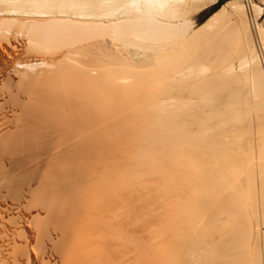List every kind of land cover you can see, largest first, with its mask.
<instances>
[{"label":"bare ground","instance_id":"6f19581e","mask_svg":"<svg viewBox=\"0 0 264 264\" xmlns=\"http://www.w3.org/2000/svg\"><path fill=\"white\" fill-rule=\"evenodd\" d=\"M218 1L0 0V264H264L263 93V99L261 95L251 98L260 102L258 113L255 111L261 120L255 122L254 117L251 118L255 112L250 108L253 113L248 110L250 116H245L244 111L245 117L235 110L243 118L233 120L237 113L233 114L232 109L229 118L235 121L234 127L231 130L227 125L231 132L227 128L228 135H218L221 145L212 138L226 130H217L216 135L209 133L212 137L209 136L212 139H208L212 142L209 143L203 139L208 134L206 128L203 138L199 134L202 127L199 133V130L193 133L199 142H195L191 131L186 129L190 134L182 135V139L190 136L194 143L169 141L170 145L161 146L166 148L167 156L149 152L151 148L159 150L153 147L155 142L150 145L148 142V150L147 147L142 150V143H137L138 148L141 146L142 151L151 155L146 157L147 153H141L144 158L139 154L142 160L140 157L141 164H138L140 148L134 150L136 157L133 149L131 152V144L130 149L124 147L123 140L127 135L126 126L135 120L123 122L122 113L126 110V115H132V111L127 110L130 103L125 102L124 97L126 101H130V97L133 100L135 92L129 89L139 87L128 88L133 84H124L128 95H122L123 83L130 77L120 76L114 67L111 68L113 73L108 72L112 75L107 77L109 57L116 66L122 62L127 66L128 63L155 62V53L133 48L119 51L120 43H115L109 34L117 33L121 40L132 38L138 44L158 39L167 46L165 81L172 95L157 104L170 111L177 102L183 101L184 106L189 102L193 104L192 99L181 100L180 92H175L184 91L186 96L191 86L196 88L200 81L208 83L203 75L209 74L208 68H202L203 65L199 68L189 61L191 52L188 57L186 50L196 45L199 34L215 27L224 15L221 13L227 10L239 28L238 48L245 49L238 61V70L248 75L243 72L250 80L249 89H253L248 92H261L262 86L257 84L264 74L259 65L264 57V34L250 45L245 38L248 29L245 31L246 26H243L248 23L245 11L256 18L255 22L257 19L264 22L263 4L227 1L193 29L192 35H181L185 26L193 25V19L183 20L179 13L184 16L190 9L199 15ZM228 12L225 15L228 16ZM188 13L193 16L191 11ZM179 34L180 39H177ZM247 39L250 41L248 36ZM225 65L224 78L238 73L232 60ZM214 71L217 70L212 71L215 77L224 74ZM211 75L209 83L215 80ZM215 82L211 84L219 83ZM201 84L203 86L196 91L192 88L190 94L208 85ZM211 84L209 88L212 86L211 90L218 91L214 89L217 86ZM146 89L144 93L148 92ZM197 95L199 97V94L195 97ZM238 99L241 101L242 97ZM207 102H203V107ZM251 102H247V109L248 105L254 107ZM162 110L165 112L164 108L159 112ZM163 112L158 117L162 115L159 119L163 118L167 126L179 127V123L185 121L175 117L182 111L177 114L171 111L173 115ZM135 115L142 117L139 113ZM227 119L224 125L229 124ZM185 125H181L180 129H184L177 133H187ZM175 127L172 130L177 129ZM152 132L146 134L150 136ZM156 162L164 165L157 164L155 170L166 172L160 181L168 186L161 198L158 190L155 194L152 192L155 188L152 185L159 180L152 170Z\"/></svg>","mask_w":264,"mask_h":264},{"label":"rangeland","instance_id":"374dc122","mask_svg":"<svg viewBox=\"0 0 264 264\" xmlns=\"http://www.w3.org/2000/svg\"><path fill=\"white\" fill-rule=\"evenodd\" d=\"M228 1H230V0H228ZM248 1H252V2H255V3H258V4H263V6H264V3H263V1L264 0H248ZM241 2H242V0H241ZM243 3V2H242ZM186 6H189V5H187L186 4ZM183 8H184V5H183ZM186 9L188 10L189 8H187L186 7ZM186 9H184L183 11H185ZM183 11H181V12H183ZM188 11H191V13H192V10H188ZM188 11H185L184 13H188ZM227 10H225V12H223V13H221V14H224L221 18H219V22L215 25V27L213 26L210 30L209 29H206L207 31H203V33L200 35L199 34V36H197V38H196V41L194 42V44L196 43V45H194V46H192V47H194L193 49H192V47H190V48H188V49H190V50H186V55H188L190 52V57H189V55H188V57H189V61L190 62H194L193 64H196L199 68H208V73H207V71H206V73H207V75L210 77V75L211 74H213V70H217L216 72L214 71V73H218V75L220 74L219 72H223V71H225L226 70V66L227 65H225V64H228V62H230V60H232L233 62H235V66H236V72H238L237 74H236V72H235V76H232V75H230V74H227V78L229 77L230 79L231 78H233V80H229V79H227L226 77V79L224 78V76H226V72H223L224 74H223V76H222V74L221 75H219V77H215L214 76V74L213 75H211V77H215L214 79V81H218L219 83H216V84H211V83H214V81H212L211 83H209V81H210V79H208V76L206 77V74L204 73V77L205 78H207V81L206 82H208V83H205V82H203V81H200L199 83V85H197L196 86V88L194 87L193 88V86H191L190 87V91L191 92H193V90H197V87H199L200 85L201 86H203L202 84H201V82L203 83V84H211V85H214V86H217L216 88H214V89H218V91L216 90V92H214V90L212 89H210L209 88V86L207 85V86H204V87H200V91H199V89H198V93H195V94H190V91H186V96H189V97H186L184 94H185V92L184 91H182L183 93H181V91H179L178 90V92H175L176 94L177 93H179L178 94V98H180L181 100L182 99H184V100H190V101H192L193 102V104L191 103V102H189V104H190V106L192 107V113H191V109H189V104H185V105H187V106H184L183 105V101L181 102L182 103V105L183 106H181V103L180 104H178V102H177V104L175 105L176 107H177V105H179L178 107H179V109H177V111H176V109H174L175 108V106H173L172 108H170V109H172L171 111L173 112V113H175V114H177V112H180V111H182L180 114H178V116H175V117H177V119H179L180 121H182V119L183 120H185L183 123L182 122H180V123H182V124H180L179 123V127H178V125H175V126H177V129H175L176 127L175 126H169L170 124H168V126L167 125H165L166 124V121H165V123H163L164 121H163V118H162V120L161 119H159V117H162V115L161 116H159L158 117V115H159V113H161L162 114V112H163V110H162V112H159V111H161V109H165V112H163V113H165V115H166V113H167V115L169 114V112H170V115H173V113L170 111V110H168L167 108L168 107H165V106H161V105H158V104H160V102H163V101H166L168 98H169V95H172V94H169L168 92L169 91H167L168 90V85H167V82L165 81L166 80V71H164V70H167V63H165L166 62V55H167V46L166 47H164L165 46V44H163V43H160L159 42V40L158 39H156L155 41L153 40V42H148L147 44L146 43H141V44H138L137 43V41H135V40H133L132 38H129V37H127V39L126 40H121V39H123V38H117V36H116V34L117 33H115V34H112V36L109 34L108 36L109 37H111V39L112 40H114L115 41V43H120L119 44V47H118V49H119V51L121 50V52H123V51H127V50H130V48H133V49H137L138 51L140 50V51H142V52H146V53H152V54H154L153 56H154V63L153 64H135V63H133V64H130V63H128V66H127V63H123L122 62V65H120V66H116V65H114L113 63H112V60H111V58L109 57L108 59H107V62L108 61H110V62H108V65H106V71H107V73L108 72H110L111 73V71H112V73H113V69H111L112 67H114V69H117V70H119V74H120V76H126V77H130V79H129V81L128 82H126V83H123V86H122V88L124 89V93H122V95L123 94H127L126 92V89L128 90V88L129 87H132V86H134L135 85V88L136 87H139V89H141V90H139L138 88L136 89V90H134V87H132V88H130L129 90H131V89H133V92H135V95L134 96H132V91L130 92L131 94V96H132V98H134L133 100L131 99V97H130V101H126V97H124L125 98V102H128V103H130L131 104V106H127L128 107V109L127 110H131L132 111V115H126L125 114V111H123V113H122V118H123V122H126V121H128V120H135V123H133V124H130V125H127L126 126V131H127V135H126V138L125 139H123L124 141H125V143H126V145H125V143H124V147H126V146H130V144H131V152H132V149H133V153H134V155H135V152H134V150H136V148H138V145L140 144V143H142V150H144L143 149V147H147V148H145V149H150V147L148 148V142H149V145H150V142H155L156 143V145L155 146H153V147H156L157 149H159L158 151H156V150H154V149H150V151L149 152H153V154L154 155H156L157 156V154L158 155H163V156H167L166 154H164L165 153V151L166 150H164V149H166V148H162V147H165L164 145L166 144V145H170V143H171V141L172 142H178V143H182V141H183V143H186V142H191L192 141V143H194V141L196 142H199L198 140H196L197 138H196V136L194 135L193 136V133L196 131V130H199L198 131V133L201 131V129H202V131H203V129H205L206 128V132H208V134H206V132L205 131H201L199 134H201L200 136L203 138V137H205L206 135V137L205 138H203V139H206V141H208V139H210V140H212V139H214L215 138V140L214 141H218L219 140V144L221 145V138L218 136V135H220L221 136V133H224L225 135L227 134H229V131L228 130H233V127H234V123H235V121H234V123L231 121L232 119L233 120H238L239 118L238 117H240L241 115L240 114H242L244 111H245V113H246V115L245 116H247V114L249 115V113H248V110H249V108H250V110H252L253 112H255V113H253V112H251L250 110V112L251 113H253V114H251L252 116H251V118L252 117H254L253 118V120L255 121L256 119H260L259 118V114H257L256 115V111H257V113H258V110L257 109H259L258 108V106H260V102L257 104L256 103V100L254 101V99H251L252 97L254 98H256V96L255 95H257V96H259V95H261L262 93H263V95H264V82H261V81H263L264 80V74H263V77H262V79H261V81L257 84L258 85V87H259V85H260V87L262 86V89H263V92H262V89L261 88H259V90L261 91V92H251V91H249L250 93H252L251 94V96H250V94H248L249 92L247 91V90H250V89H252L251 87H250V89H249V84H250V80H248L247 79V77H248V75L244 72V71H242L241 69H240V71L238 70L240 67H238V61L240 60V58H242V51H244L245 49H244V47H243V49H242V46H241V49L240 48H238V43H239V28L238 27H236L237 26V23L235 22V25H234V21L232 20V16L230 15V13H229V15L227 16V15H225V14H227ZM187 13H186V15H184V16H182L181 14L182 13H179V15L181 16V17H184L183 18V20L184 19H191L192 20V22H193V25H190V26H188V27H184V29H185V32H182L181 31V35H183V34H185L186 36H188V34L189 35H192L194 32L192 31L193 29H195V28H197L199 25H201V24H199V22H198V17H199V15H195L194 13H192L193 14V16H191L189 13H188V17H186L187 16ZM245 13H246V19L248 20L247 22L248 23H246L244 26H243V28L245 29V31L247 30V33H245V38H246V42H250V45H253L254 44V42L255 43H257V41H258V37H259V35H262V34H264V22H263V19H257L256 20V22H255V17L252 15V14H248L246 11H245ZM178 16V15H177ZM190 16V17H189ZM180 17V19L182 20V18ZM186 17V18H185ZM231 20V21H229V19ZM223 19V20H222ZM227 21H229V23H227ZM195 22V23H194ZM225 24H227V25H225ZM195 25V26H194ZM223 25V26H222ZM192 26L194 27V28H192ZM222 26V27H221ZM226 26V27H225ZM188 28V29H187ZM191 28V29H190ZM223 28H225L224 30H223ZM238 28V29H237ZM216 29V30H215ZM188 30H191V33H189L188 32ZM214 30V31H213ZM217 31V32H216ZM220 31H221V33H220ZM250 34H249V33ZM253 32V33H252ZM180 33V32H179ZM188 33V34H187ZM219 33V34H218ZM260 33V34H259ZM206 34L208 35V36H206ZM247 34V35H246ZM184 35V36H185ZM205 36V37H204ZM247 36H248V38L250 39V41L247 39ZM251 38H250V37ZM199 37H201V38H199ZM208 37V38H207ZM176 38L177 39H180V34L179 35H177L176 36ZM205 38H206V40H205ZM211 38V39H210ZM252 39V40H251ZM201 41V43L203 44H201L200 42L198 43L197 41ZM203 40V41H202ZM209 40V41H208ZM254 40V41H253ZM255 40H257V41H255ZM119 41V42H118ZM238 41V42H237ZM155 42L156 43H159V44H155ZM137 43V44H136ZM123 44V45H122ZM144 44V45H143ZM204 44H205V46H204ZM127 45V46H126ZM162 45V47H160ZM199 45V46H198ZM120 46H122V48L120 49ZM198 48H197V47ZM157 47V48H156ZM203 47V48H202ZM154 49V50H153ZM195 52V53H193V51ZM107 50H109V49H106V51ZM123 50V51H122ZM201 50V51H200ZM237 53H236V52ZM189 52V53H188ZM196 52H199V53H197L196 54ZM158 53V54H157ZM202 53V54H201ZM244 53V52H243ZM192 54V55H191ZM235 54V55H234ZM198 56V57H197ZM234 56V57H233ZM244 56V55H243ZM156 57V58H155ZM194 58V59H193ZM157 59V60H156ZM264 57L262 56V60H261V62H260V66L261 67H263L262 68V70L264 71ZM262 61H263V63H262ZM189 62V63H190ZM109 63H110V67H109ZM113 65H112V64ZM155 63H156V65H155ZM198 63V64H197ZM263 65H262V64ZM160 64V65H159ZM164 64H165V66H164ZM211 64V65H210ZM132 65V66H131ZM142 67H141V66ZM146 65V66H145ZM200 65H203V66H201L200 67ZM213 65H215V66H213ZM161 66V67H160ZM116 67V68H115ZM157 67H159V68H157ZM166 67V68H165ZM218 67V68H217ZM261 67H260V69H261ZM109 68V69H108ZM216 68V69H215ZM221 68V69H220ZM130 69V70H129ZM219 69V70H218ZM111 70V71H110ZM135 70V71H134ZM211 73H210V72ZM242 71V72H241ZM149 72V73H148ZM156 72V73H155ZM164 72V73H163ZM239 72H241V73H239ZM245 73V75H247V77L245 76V75H243L244 73ZM110 73H108L107 74V77L109 76H111L112 74H110ZM117 74H118V72H117ZM118 74V75H119ZM234 74V73H233ZM142 75V76H141ZM154 75V76H153ZM218 75H216V76H218ZM241 75V76H240ZM138 76V77H137ZM146 77V78H145ZM242 77H245L246 79L244 80ZM220 78V79H219ZM222 78V79H221ZM132 79V80H131ZM212 79V78H211ZM219 79V80H218ZM239 81H238V80ZM141 80H143L144 82V84L146 85H144L142 82H141ZM145 80H146V82H145ZM149 80V81H148ZM205 80V79H204ZM209 80V81H208ZM213 80V79H212ZM223 80H225V82L223 81ZM138 81H140V83L138 82ZM223 83H222V82ZM229 81V82H228ZM235 82V83H233V85H230V84H232V82ZM236 81H238V83H239V85H238V83L236 82ZM241 81V82H240ZM247 81V82H246ZM133 82V83H132ZM190 82V81H189ZM188 82V83H189ZM220 82L222 83V84H220ZM245 82V83H244ZM249 82V84H247ZM133 84V85H128L127 86V84ZM237 83V84H236ZM124 84H126V86L128 87V88H126L125 87V85ZM137 84V85H136ZM148 84V85H147ZM190 84V83H189ZM188 84V86H190ZM195 84H197V83H195ZM218 84V85H217ZM224 84L226 85V84H228V87H227V85L226 86H224ZM245 86H244V85ZM194 85V84H193ZM235 85V86H234ZM145 88H144V87ZM150 86V87H149ZM186 86H187V84H186ZM187 86V87H188ZM195 86V85H194ZM222 86V87H221ZM243 86H244V88H243ZM247 86H248V88H247ZM141 87V88H140ZM223 87H225L226 88V90L223 88ZM242 87V88H241ZM257 87V88H258ZM142 88H143V90H142ZM148 90H147V89ZM192 88H193V90H192ZM206 89V88H209L211 91H209V89H207V91L206 90H204V89ZM219 88H221L220 90H219ZM223 88V89H222ZM233 88V89H232ZM239 88V89H238ZM256 88V90H258ZM145 89H146V91H148L146 94H147V96H146V94L144 93V91H145ZM235 89V90H234ZM245 89V90H244ZM186 90H187V88H186ZM189 90V89H188ZM195 90V91H196ZM202 90L206 93V94H204V93H202ZM225 92H224V91ZM242 90V91H241ZM258 90V91H259ZM175 91H177V89L175 90ZM236 91V92H235ZM238 91H240V93L242 92V94H239V92ZM244 91V92H243ZM252 91H253V89H252ZM129 92V91H128ZM150 92V93H149ZM201 93V95H200V93ZM219 92L221 93V94H219ZM222 92H223V94H222ZM236 94H235V93ZM144 93V94H143ZM187 93H189V95L187 94ZM207 93H209V94H207ZM211 93V94H210ZM244 93V94H243ZM134 94V93H133ZM174 94V93H173ZM196 94H199V97H198V95H197V97H195L196 96ZM238 94H239V96H238ZM128 95V94H127ZM181 95H184L183 96V98H182V96ZM207 95V96H206ZM212 95V96H211ZM232 95V96H231ZM242 95V96H241ZM245 95V96H244ZM249 95V96H248ZM254 95V96H253ZM263 95H261V97H259L258 99L259 100H261V99H263ZM146 96V97H145ZM181 96V97H180ZM220 96V97H219ZM222 96H224V97H222ZM230 96V97H229ZM234 96H235V98H236V96H237V99H235L234 98ZM243 96L246 98H243ZM192 97V98H191ZM200 97H202V99L204 100H202V99H200ZM229 97V98H228ZM238 97L240 98V97H242V99H241V101H239V99H238ZM123 98V99H124ZM150 98V99H149ZM219 100H218V99ZM231 98V99H230ZM233 98H234V100H233ZM261 98V99H260ZM192 99V100H191ZM197 99H198V101H197ZM244 99V100H243ZM146 100H149V102L151 101V103H147V101ZM201 100H202V103H201ZM228 100V101H227ZM251 100L253 101V104H252V102H251ZM199 102L198 103V105L199 104H201V105H199L198 107H200V109H198L197 108V103H195V102ZM207 101H209V102H207ZM249 101L251 102V106H253L254 105V107H250L249 105H248V109L246 108L247 106H246V104H247V102H248V104H250L249 103ZM203 102H204V104H205V102H207V104L203 107ZM230 102H232L231 104H230ZM158 103V104H157ZM236 103V104H235ZM241 103H244V104H241ZM254 103H256L257 104V107L255 106L256 104H254ZM226 104H228V105H226ZM235 106H234V105ZM221 105V106H220ZM234 106V108H233V106ZM237 105V106H236ZM244 105H245V108H244ZM216 106V107H215ZM225 107V110L223 109L224 107ZM126 107V108H127ZM181 107H183V108H181ZM187 109H186V108ZM190 107V108H191ZM194 107V108H193ZM221 107H222V109L224 110V112H223V110L221 109ZM239 108V109H237V108ZM241 107V108H240ZM181 108V109H180ZM214 108V109H213ZM228 108H231V109H228ZM254 110H253V109ZM185 110V111H183V110ZM220 109V110H219ZM234 111H233V110ZM246 109H247V111H246ZM169 112H168V111ZM179 110V111H178ZM188 110H190V111H188ZM198 110V111H197ZM203 110V111H202ZM206 112H205V111ZM211 110H213L212 111V118L213 119H211V116L209 115L210 114V112H211ZM216 110H218V112L216 111ZM226 110H227V112H226ZM230 110V111H229ZM235 110H238L239 112H241L240 114H238L239 112L238 111H235ZM256 110V111H255ZM167 111V112H166ZM176 111V112H175ZM190 113H188V112ZM233 111V112H232ZM157 112H158V114H157ZM183 112H187L186 114L185 113H183ZM197 112V113H196ZM208 112V113H207ZM217 113V115L215 116V114L214 113ZM234 114H236V116H234L232 119H230L229 118V116H231L230 114H232V113ZM259 112H260V110H259ZM135 113L138 115V113H139V115H141L142 117H140V118H138L136 115H135ZM199 113H201L200 114V116H201V118H200V116L198 115ZM218 113H220V114H218ZM222 113L224 114L223 116H221L222 115ZM227 113H229V114H227ZM174 114V115H175ZM196 114V115H195ZM204 114V116H205V114H206V116L205 117H202V115ZM207 114H208V116H207ZM225 114H226V116H225ZM169 115V116H170ZM181 115V116H180ZM190 115V116H189ZM193 115L194 116H196V117H193ZM199 117H198V116ZM214 115V116H213ZM240 115V116H239ZM243 114H242V116L243 117H245ZM190 118H189V117ZM233 116V115H232ZM250 116V115H249ZM156 117H158V119L161 121L160 123H159V120L156 118ZM163 117H164V120H165V116H164V114H163ZM180 117V118H179ZM225 118V119H223V118ZM227 117L229 118V119H227ZM242 117V118H243ZM255 117H257V118H255ZM174 118V117H173ZM195 118L197 119V120H195ZM205 119L204 121L202 120V119ZM220 118V119H219ZM222 118V119H221ZM234 118H236V119H234ZM241 117H240V119H242ZM264 118V117H263ZM177 119H175V120H177ZM187 119V120H186ZM191 119V120H190ZM211 119V120H210ZM228 120V122H229V120H230V122H229V124H231V125H229L228 123H226V125H224L225 124V122H227V121H225V120ZM153 120H156V121H154L153 122ZM157 120H158V122H157ZM168 120V119H167ZM179 120H177V122H179ZM193 123V124H191V122ZM194 120H195V122L197 123H195L194 122ZM199 120H202V121H199ZM224 120V121H223ZM261 120V119H260ZM259 120V121H260ZM199 123H198V122ZM176 122V123H177ZM185 122H186V125H185ZM188 122H190L189 124V126L190 127H187L188 125H187V123ZM213 122V123H212ZM223 122V124L222 125H220L219 126V124H221ZM237 122V121H236ZM255 122H257V121H255ZM202 123H204V124H202ZM174 124H175V122H174ZM174 124H172V125H174ZM178 124V123H177ZM206 124V125H205ZM209 124V125H208ZM181 125H185L184 127H186L185 128V130L184 131H187V130H190L191 131V137L194 139V137L196 138V139H194V141H193V139L189 136V138L191 139H187V137H185V136H183L184 137V139H182V135H188V134H190V131H187V133H185L184 131V133L182 134V133H177V132H179L178 130H183V129H180V126ZM193 125V126H192ZM201 125V126H200ZM203 125V126H202ZM208 125V126H207ZM224 125V126H223ZM227 125L229 126V128L227 127ZM205 126V127H204ZM209 126H212L211 128L209 127ZM168 127V128H167ZM171 127V128H170ZM173 127H175L173 130H172V128ZM191 127H193V128H191ZM202 127V128H201ZM207 127H208V129H210V132H209V130L207 129ZM214 127H216V129L214 128ZM219 127V128H218ZM225 127V128H224ZM165 128H167V130L165 129ZM190 128V129H189ZM201 128V129H200ZM214 128V129H213ZM220 128H222V130H220ZM228 128V130H226ZM168 129H170L169 131H168ZM187 129V130H186ZM192 129V130H191ZM214 131H213V130ZM211 130H212V132H211ZM224 131V130H226L225 132H218V131ZM231 130H230V132H231ZM153 131V132H152ZM174 131H176V132H174ZM215 131H216V133L218 132V134H217V136L216 137H214L213 136V138L210 136L211 134H209V133H212V135H216V133H215ZM228 131V133H226ZM147 132H152V133H149V135L150 136H154V137H152V141L149 139L150 138V136H148V134H146ZM154 132H156L155 134H153ZM161 132V133H160ZM168 132V133H167ZM169 132H171V133H173V136H172V134L171 133H169ZM182 132V131H181ZM197 132V131H196ZM159 133V135L161 136V139H160V136H158L157 134ZM166 133H167V135H166ZM175 133H177V134H175ZM206 135H205V134ZM220 133V134H219ZM153 134V135H152ZM171 136H170V135ZM203 134L205 135V136H203ZM224 134H222V136L224 135ZM144 135H146V136H144ZM170 136V137H166V136ZM180 135H181V137H180ZM155 136H157L156 138H155ZM177 136H179V137H177ZM209 136L212 138H209ZM144 137H146V138H144ZM147 137H148V139H147ZM162 137H164V138H162ZM171 137H173L172 139H171ZM175 137V138H174ZM143 138V139H142ZM167 138V139H166ZM179 138H180V141H178L179 140ZM218 138V139H217ZM159 139H160V143H161V145H159L160 143H159ZM146 140H147V142H146ZM155 140H157V142L155 141ZM182 140V141H181ZM189 140V141H188ZM202 139H200V142H202L201 141ZM210 140L208 141L209 143H212V142H210ZM168 142V144L166 143V142ZM169 141H170V143H169ZM203 142L206 144V145H208L206 142H205V140H203ZM215 142V143H216ZM137 143H139V144H137ZM146 143V146L144 145ZM182 143V144H183ZM203 143V144H204ZM218 143V142H217ZM128 144V145H127ZM164 144V145H163ZM135 145H137L136 147H135V149H134V146ZM141 145V144H140ZM159 145V147H157ZM162 146V147H161ZM209 146H211L210 144H209ZM208 146V147H209ZM127 147V148H128ZM130 147H129V149H130ZM133 147V148H132ZM152 147V146H151ZM167 147V146H166ZM140 148V149H139ZM139 150L138 151H140L141 150V146H139ZM140 151V152H138V151H136V152H138L137 153V155H139V154H141V153H143V154H145V153H147V154H145L146 155V157H148L147 155H150V154H148V152H146V150H145V152L144 151ZM167 151H169L170 152V150L169 149H167ZM143 154H141L142 155V157L144 156V158H145V155H143ZM131 155H132V153H131ZM133 156V155H132ZM136 156V155H135ZM151 156V155H150ZM137 157V156H136ZM135 157V158H136ZM141 156L139 155V157H138V159L136 158V161H138L139 160V158H140ZM142 157H141V159L140 160H142ZM155 159V158H154ZM140 160L137 162L138 164L140 163ZM143 162V161H142ZM141 164V163H140ZM152 164V163H151ZM157 164H159V163H154V164H152V170H154V175L157 177V178H159V180H157L156 182H158L157 183V185H156V182L152 185L153 187L152 188H154V191H152L153 192V194H155V192L157 191V195L159 194V197L161 196V194H162V196H163V194H165V190L167 189V185H166V182L165 181H160V178L162 177V176H164V174L166 173L165 171H162V170H155V168L156 167H158V166H156ZM159 165H161V164H159ZM161 166H164V165H161ZM145 167V166H144ZM144 167L142 168V170L144 169ZM140 170H141V167H140ZM152 170H151V172H152ZM153 190V189H152ZM164 192V193H163ZM153 194H152V196H153ZM157 195L155 196V197H157ZM161 198V197H160ZM163 198V197H162ZM159 226V225H158Z\"/></svg>","mask_w":264,"mask_h":264},{"label":"trees","instance_id":"16d2710c","mask_svg":"<svg viewBox=\"0 0 264 264\" xmlns=\"http://www.w3.org/2000/svg\"><path fill=\"white\" fill-rule=\"evenodd\" d=\"M227 1L228 0H219L216 4L201 12L198 17L199 24L205 22L210 16L217 12Z\"/></svg>","mask_w":264,"mask_h":264}]
</instances>
